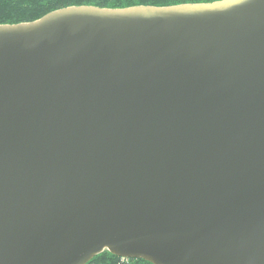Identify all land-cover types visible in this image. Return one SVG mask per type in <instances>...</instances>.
<instances>
[{
	"label": "water",
	"instance_id": "obj_1",
	"mask_svg": "<svg viewBox=\"0 0 264 264\" xmlns=\"http://www.w3.org/2000/svg\"><path fill=\"white\" fill-rule=\"evenodd\" d=\"M104 252L264 264V0L0 26V264Z\"/></svg>",
	"mask_w": 264,
	"mask_h": 264
},
{
	"label": "trees",
	"instance_id": "obj_2",
	"mask_svg": "<svg viewBox=\"0 0 264 264\" xmlns=\"http://www.w3.org/2000/svg\"><path fill=\"white\" fill-rule=\"evenodd\" d=\"M224 0H0V26L36 22L46 15L70 7H95L122 10L134 7L167 8L182 5L212 4ZM88 264H149L142 260H125L109 252Z\"/></svg>",
	"mask_w": 264,
	"mask_h": 264
}]
</instances>
